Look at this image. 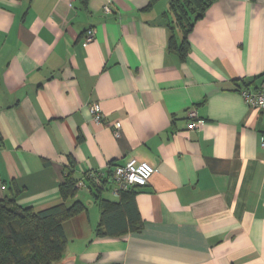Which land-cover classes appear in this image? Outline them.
<instances>
[{
  "label": "crops",
  "instance_id": "0c3cea01",
  "mask_svg": "<svg viewBox=\"0 0 264 264\" xmlns=\"http://www.w3.org/2000/svg\"><path fill=\"white\" fill-rule=\"evenodd\" d=\"M170 2L0 0V200L59 204L71 159L78 180L102 174L76 196L86 210L64 223L57 264H264V119L240 92L264 91V0H216L184 61ZM132 158L155 169L133 223L108 178ZM120 207L126 230L97 237Z\"/></svg>",
  "mask_w": 264,
  "mask_h": 264
},
{
  "label": "trees",
  "instance_id": "16d2710c",
  "mask_svg": "<svg viewBox=\"0 0 264 264\" xmlns=\"http://www.w3.org/2000/svg\"><path fill=\"white\" fill-rule=\"evenodd\" d=\"M215 1L171 0L169 13L165 15L166 26L170 31L168 46L182 61L189 54V36L196 23L205 17ZM253 84H245L240 92L248 90ZM75 169V161L71 159L59 189L61 202L53 207L35 211L32 207L19 205L15 196L0 200V264H57L62 261L68 246L64 223L86 210L82 201L75 200L80 191L77 185L83 180L85 183H96L89 179L78 180ZM111 173L108 172V178ZM121 195L125 199L124 210L136 212L133 200L136 189L121 192ZM124 210L120 207L101 211L103 225L106 224L108 231L106 233L97 229V237L115 235L126 230L123 223L126 215ZM135 217L131 216L132 223L139 220L137 212Z\"/></svg>",
  "mask_w": 264,
  "mask_h": 264
},
{
  "label": "built area",
  "instance_id": "2783aa9c",
  "mask_svg": "<svg viewBox=\"0 0 264 264\" xmlns=\"http://www.w3.org/2000/svg\"><path fill=\"white\" fill-rule=\"evenodd\" d=\"M74 1V0H69ZM105 14L111 13V8L109 5L104 7ZM95 29H89L86 32L85 45L93 42L95 40ZM242 95L245 102L252 109H257L262 113L264 119V91H243ZM89 112L93 119L97 123H102L104 120V114L101 108L97 104L90 105ZM189 119L191 120L188 124V130L200 129L204 125V121L198 119L197 112L195 109H191L188 112ZM121 124L117 123L115 125V136L120 137ZM261 147L264 149V137L261 140ZM112 171L111 177L109 178L115 186L114 193L120 194L121 192L129 191L132 189H139L148 185L151 177L155 173V169L145 161H138L137 159H130L124 165H116L110 167ZM85 179L94 180L98 182L102 177L101 173L97 172H87L84 175ZM78 188L82 189L86 186V183L80 181L78 183Z\"/></svg>",
  "mask_w": 264,
  "mask_h": 264
}]
</instances>
